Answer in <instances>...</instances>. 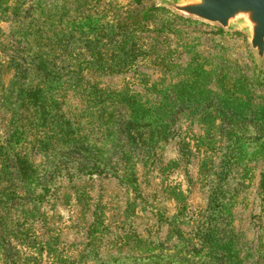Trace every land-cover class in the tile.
Instances as JSON below:
<instances>
[{"label": "rangeland", "instance_id": "374dc122", "mask_svg": "<svg viewBox=\"0 0 264 264\" xmlns=\"http://www.w3.org/2000/svg\"><path fill=\"white\" fill-rule=\"evenodd\" d=\"M159 0H0V264H264V62Z\"/></svg>", "mask_w": 264, "mask_h": 264}, {"label": "water", "instance_id": "95a60500", "mask_svg": "<svg viewBox=\"0 0 264 264\" xmlns=\"http://www.w3.org/2000/svg\"><path fill=\"white\" fill-rule=\"evenodd\" d=\"M159 5L185 19L244 34L259 64L264 62V0H159Z\"/></svg>", "mask_w": 264, "mask_h": 264}, {"label": "trees", "instance_id": "16d2710c", "mask_svg": "<svg viewBox=\"0 0 264 264\" xmlns=\"http://www.w3.org/2000/svg\"><path fill=\"white\" fill-rule=\"evenodd\" d=\"M221 33H224V31L220 30Z\"/></svg>", "mask_w": 264, "mask_h": 264}]
</instances>
